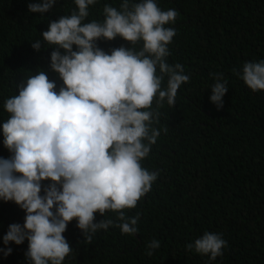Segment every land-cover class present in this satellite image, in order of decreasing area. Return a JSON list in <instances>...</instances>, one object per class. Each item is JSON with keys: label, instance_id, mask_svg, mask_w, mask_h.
<instances>
[{"label": "trees", "instance_id": "obj_1", "mask_svg": "<svg viewBox=\"0 0 264 264\" xmlns=\"http://www.w3.org/2000/svg\"><path fill=\"white\" fill-rule=\"evenodd\" d=\"M33 2L0 0V125L10 115L4 110L5 100L17 95L18 85L29 76L44 71L57 91L63 86L49 67L56 46L44 41L41 33L51 21L78 10L75 0H56L45 13L30 12L28 4ZM122 2L96 0L84 22L102 23L104 6L120 10ZM155 3L178 13L165 25L176 32L165 59L170 65L181 64L190 77L178 88L173 106L166 100L160 107L156 100L152 104L159 116L151 127L160 135L140 163L159 174L136 207L123 209L129 218L138 215L137 233H122L115 226L120 223L117 212L109 210L103 216L95 213L94 222L111 219L113 225L97 230L89 241L73 219L62 234L72 248L62 264H264V90L252 91L241 78L245 62L264 60V0ZM36 40L42 44L39 51L31 47ZM96 44L109 54L120 46L137 51L142 47V42L131 45L119 35L100 38ZM215 74H221L228 88L219 109L209 99ZM167 79L165 75L162 87ZM3 139L0 128V157L8 158L11 153ZM49 183L41 181V195ZM24 217L14 201L0 199V264H31L25 255L27 239L19 245L3 243L9 225H23ZM205 232L220 234L226 241L215 260L186 249ZM154 239L160 247L150 249ZM6 248L12 249L7 256Z\"/></svg>", "mask_w": 264, "mask_h": 264}, {"label": "clouds", "instance_id": "obj_2", "mask_svg": "<svg viewBox=\"0 0 264 264\" xmlns=\"http://www.w3.org/2000/svg\"><path fill=\"white\" fill-rule=\"evenodd\" d=\"M95 2L75 0L78 10L51 21L41 33L56 46L49 67L63 86L57 91L55 81L39 71L18 85V94L3 105L10 115L0 128L11 155L0 157V199L14 201L25 211L23 225L10 224L3 243L19 245L27 239L25 255L31 264H62L72 251L62 234L73 219L89 241L97 230L114 223L94 222L97 212L103 216L115 211L120 221L115 226L122 233L138 232V215L129 218L123 209L136 207L159 174L140 163L160 135L151 127L159 116L151 110L153 101L157 107L165 100L173 106L178 88L190 79L181 64L170 65L165 59L176 34L165 25L175 21V9L161 10L155 0H123L120 10L104 6L102 23L84 22ZM55 3L36 0L28 10L45 13ZM118 35L131 45L142 42L141 49L120 46L109 54L96 44ZM31 47L39 51L41 41ZM165 75L167 86L162 87ZM220 75L215 74L209 97L217 109L228 90ZM241 78L252 91L264 90V60L245 62ZM44 180L51 183L43 186L41 195ZM225 246L220 234L205 232L186 249L215 260ZM148 247L157 249L160 242L154 239ZM11 251L3 250L5 256Z\"/></svg>", "mask_w": 264, "mask_h": 264}]
</instances>
